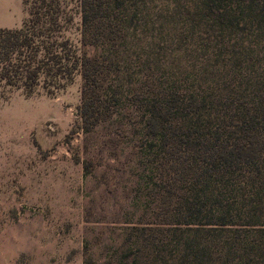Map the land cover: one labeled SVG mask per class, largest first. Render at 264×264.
I'll list each match as a JSON object with an SVG mask.
<instances>
[{
    "label": "trees",
    "instance_id": "obj_1",
    "mask_svg": "<svg viewBox=\"0 0 264 264\" xmlns=\"http://www.w3.org/2000/svg\"><path fill=\"white\" fill-rule=\"evenodd\" d=\"M22 6L0 28V99L79 76L83 133L124 108L144 119L161 219L134 226L113 264H264V0Z\"/></svg>",
    "mask_w": 264,
    "mask_h": 264
},
{
    "label": "rangeland",
    "instance_id": "obj_2",
    "mask_svg": "<svg viewBox=\"0 0 264 264\" xmlns=\"http://www.w3.org/2000/svg\"><path fill=\"white\" fill-rule=\"evenodd\" d=\"M11 7L0 27L25 19L22 0ZM80 88L0 99V264H113L134 226L161 219L143 117L124 108L83 133Z\"/></svg>",
    "mask_w": 264,
    "mask_h": 264
},
{
    "label": "crops",
    "instance_id": "obj_3",
    "mask_svg": "<svg viewBox=\"0 0 264 264\" xmlns=\"http://www.w3.org/2000/svg\"><path fill=\"white\" fill-rule=\"evenodd\" d=\"M12 0H0V10L2 13L8 14L12 11ZM3 28V27H0ZM8 29V28H3Z\"/></svg>",
    "mask_w": 264,
    "mask_h": 264
}]
</instances>
